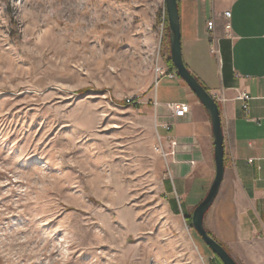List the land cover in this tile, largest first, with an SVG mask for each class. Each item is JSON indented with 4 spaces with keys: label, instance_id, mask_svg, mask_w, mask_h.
Listing matches in <instances>:
<instances>
[{
    "label": "rangeland",
    "instance_id": "374dc122",
    "mask_svg": "<svg viewBox=\"0 0 264 264\" xmlns=\"http://www.w3.org/2000/svg\"><path fill=\"white\" fill-rule=\"evenodd\" d=\"M164 8L0 0V264H222L162 189Z\"/></svg>",
    "mask_w": 264,
    "mask_h": 264
},
{
    "label": "crops",
    "instance_id": "0c3cea01",
    "mask_svg": "<svg viewBox=\"0 0 264 264\" xmlns=\"http://www.w3.org/2000/svg\"><path fill=\"white\" fill-rule=\"evenodd\" d=\"M177 1L182 60L216 98L223 130V180L203 225L238 264H264V0ZM227 10L228 19L223 15ZM209 20L215 23L218 54L210 51ZM242 90L249 92L246 102L236 96ZM171 92L177 93L174 99H165ZM154 99L157 131H163L159 135L178 140L171 179L162 189L173 198L167 200L170 210L189 214L215 173L211 121L181 79L168 81ZM172 103L188 109L176 115Z\"/></svg>",
    "mask_w": 264,
    "mask_h": 264
},
{
    "label": "water",
    "instance_id": "95a60500",
    "mask_svg": "<svg viewBox=\"0 0 264 264\" xmlns=\"http://www.w3.org/2000/svg\"><path fill=\"white\" fill-rule=\"evenodd\" d=\"M165 13L169 30V50L170 60L175 68V73L185 82L190 90L195 94V97L204 106L207 111L212 127L213 143H214V162L215 173L211 184L204 198L191 211V226L199 234L205 245L214 253L222 264H238L236 260L225 250L224 246L218 242L206 230L204 224V217L206 211L210 208L216 198L224 175V142L223 130L220 118V109L217 101L212 97L208 90L200 84L196 76L190 72L184 63L181 51V31H180V15L177 0H164Z\"/></svg>",
    "mask_w": 264,
    "mask_h": 264
},
{
    "label": "built area",
    "instance_id": "2783aa9c",
    "mask_svg": "<svg viewBox=\"0 0 264 264\" xmlns=\"http://www.w3.org/2000/svg\"><path fill=\"white\" fill-rule=\"evenodd\" d=\"M230 14L231 13H230L229 10L224 11V13H223V15H224V17L226 19H228L230 17ZM207 27H208V30H209L208 39L210 41V45H209L210 46V51L213 54H218V52H219V48H218V45H217L218 44V37L214 33H212V31L214 30V27H215L214 21L213 20H209L208 23H207ZM224 28H225L226 31H229L230 28H231L230 23L229 22L225 23ZM155 70H156V72H155L156 81L159 78V76H162V75H166L170 79H176L178 77L177 73H175L176 70H174V69L172 70V69H169V68L165 69L161 65H156V69ZM248 94H249L248 91L242 90V91H239L238 95H236V96H237L238 99L242 100L243 102H246L250 98V95H248ZM214 99L216 100L215 97H214ZM126 102L130 103L131 102L130 98L126 99ZM156 104L157 103L155 102V105ZM170 106H171V111L173 113H175L176 115H181L182 113H185L186 110L188 109V105L184 104V103H172V104H170ZM245 107H246V103L243 104V108H245ZM164 127H165L166 130H168L170 126L168 124H166V125H164ZM157 137L159 138L160 142H161L162 138L165 141H168L169 145H170L169 147H171V149H169V152H166L165 150H163V146L162 145L156 147V149H155L157 152H159L162 155L163 159L165 160L164 163H166V166H167V168H168V170H169V172L171 174L170 162L168 160V155H173V158H174V155H175V150L174 149H176V146L178 144V140L176 139V137H172L171 135H166V136H163V137L158 135ZM174 194H175V197H176V199L178 201L179 196L176 194V192H174Z\"/></svg>",
    "mask_w": 264,
    "mask_h": 264
},
{
    "label": "clouds",
    "instance_id": "9594fccd",
    "mask_svg": "<svg viewBox=\"0 0 264 264\" xmlns=\"http://www.w3.org/2000/svg\"><path fill=\"white\" fill-rule=\"evenodd\" d=\"M27 18H28V11H27L25 5H23V4L19 5L18 11L16 13V19L23 21ZM0 22L7 23L8 21L5 19V20H2ZM0 34H2V33H0ZM37 54L39 55V53H37Z\"/></svg>",
    "mask_w": 264,
    "mask_h": 264
},
{
    "label": "trees",
    "instance_id": "16d2710c",
    "mask_svg": "<svg viewBox=\"0 0 264 264\" xmlns=\"http://www.w3.org/2000/svg\"><path fill=\"white\" fill-rule=\"evenodd\" d=\"M165 22H166V18H165ZM168 63H169V65H170V68L173 70H175V68H174V66H173V64H172V61L170 60V57H168ZM220 262V261H219Z\"/></svg>",
    "mask_w": 264,
    "mask_h": 264
}]
</instances>
